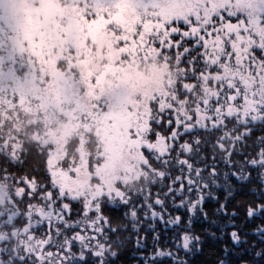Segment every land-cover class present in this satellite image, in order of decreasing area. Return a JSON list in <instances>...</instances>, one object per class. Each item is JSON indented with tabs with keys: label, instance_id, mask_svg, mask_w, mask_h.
<instances>
[{
	"label": "snow or ice",
	"instance_id": "1",
	"mask_svg": "<svg viewBox=\"0 0 264 264\" xmlns=\"http://www.w3.org/2000/svg\"><path fill=\"white\" fill-rule=\"evenodd\" d=\"M133 238L264 264V0H0V264Z\"/></svg>",
	"mask_w": 264,
	"mask_h": 264
},
{
	"label": "trees",
	"instance_id": "2",
	"mask_svg": "<svg viewBox=\"0 0 264 264\" xmlns=\"http://www.w3.org/2000/svg\"><path fill=\"white\" fill-rule=\"evenodd\" d=\"M131 247V244L128 245ZM212 249L206 250L204 253H199L196 256L192 257L193 264H208V262L212 259ZM134 254L135 256L131 255ZM123 259L119 262V264H139V254L134 250L133 252L123 251Z\"/></svg>",
	"mask_w": 264,
	"mask_h": 264
},
{
	"label": "flooded vegetation",
	"instance_id": "3",
	"mask_svg": "<svg viewBox=\"0 0 264 264\" xmlns=\"http://www.w3.org/2000/svg\"><path fill=\"white\" fill-rule=\"evenodd\" d=\"M115 211V210H114ZM135 250V245H134V238H133V243H131V247L129 246H126L125 249L123 251H129V252H133ZM132 256H135L134 254L131 255Z\"/></svg>",
	"mask_w": 264,
	"mask_h": 264
}]
</instances>
